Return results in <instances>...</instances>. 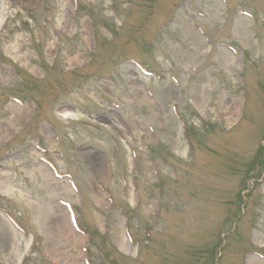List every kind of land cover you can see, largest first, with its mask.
<instances>
[{
	"label": "rangeland",
	"instance_id": "obj_1",
	"mask_svg": "<svg viewBox=\"0 0 264 264\" xmlns=\"http://www.w3.org/2000/svg\"><path fill=\"white\" fill-rule=\"evenodd\" d=\"M0 264H264V0H0Z\"/></svg>",
	"mask_w": 264,
	"mask_h": 264
},
{
	"label": "trees",
	"instance_id": "obj_2",
	"mask_svg": "<svg viewBox=\"0 0 264 264\" xmlns=\"http://www.w3.org/2000/svg\"><path fill=\"white\" fill-rule=\"evenodd\" d=\"M190 127H192V126H190ZM188 129H189V127L187 125H185L184 131L188 132L189 131Z\"/></svg>",
	"mask_w": 264,
	"mask_h": 264
}]
</instances>
